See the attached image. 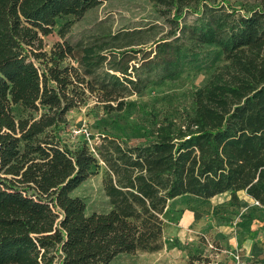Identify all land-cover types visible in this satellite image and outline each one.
<instances>
[{"label":"trees","instance_id":"trees-1","mask_svg":"<svg viewBox=\"0 0 264 264\" xmlns=\"http://www.w3.org/2000/svg\"><path fill=\"white\" fill-rule=\"evenodd\" d=\"M106 1L0 0V264H110L158 251L162 216L184 196L245 192L264 208V0L248 14L233 0H148L167 24L151 40H65ZM54 30L62 40L47 50ZM206 46L220 64L189 106L156 111L129 99L177 80ZM91 99L108 116L137 113L149 137L69 147L67 115ZM14 105L30 114L17 118ZM101 161L111 209L88 214L73 193ZM189 264L213 263L193 254Z\"/></svg>","mask_w":264,"mask_h":264},{"label":"rangeland","instance_id":"rangeland-1","mask_svg":"<svg viewBox=\"0 0 264 264\" xmlns=\"http://www.w3.org/2000/svg\"><path fill=\"white\" fill-rule=\"evenodd\" d=\"M232 4L242 14H248V10L258 6L253 0H233ZM193 18L189 15L187 21L192 22ZM166 25L156 6L148 0H109L76 21L65 40L72 44L81 40L84 43L109 42L110 38L102 36L130 32L129 37L121 38V43L138 42L140 39L148 41L166 29ZM140 29L145 33L135 34ZM44 39L47 50L62 40L56 30ZM215 51L213 47H203L198 51L197 63L187 66L177 80L151 85L129 99L149 105L156 111H169L172 105L178 104L189 106L191 92L202 87L220 64ZM13 111L17 118L30 114L20 105H14ZM67 116L69 124L62 129L61 135L71 148L84 142L98 147L101 135L134 141L149 137V128L137 113L124 111L108 116L94 99L70 111ZM83 125L88 128L90 136L83 132L75 133ZM106 173L105 165L100 163L94 175L73 193L86 202L88 214L111 209L103 190ZM238 197L239 201H231V194L224 193L208 200L184 196L169 202L162 216L163 247L158 251L121 254L110 264H189V257L193 254H202L213 264H264V208L257 207L245 192H239Z\"/></svg>","mask_w":264,"mask_h":264},{"label":"built area","instance_id":"built-area-1","mask_svg":"<svg viewBox=\"0 0 264 264\" xmlns=\"http://www.w3.org/2000/svg\"><path fill=\"white\" fill-rule=\"evenodd\" d=\"M74 132H75V131H74ZM79 132H83V133H85V135H86L87 137L90 136V132H89L88 128L85 127L84 125L81 127V129H80L79 131H77V132H75V133H79ZM89 147H90V149H91L93 152L95 151L93 145H90ZM101 163H103V162L101 161ZM254 203L256 204L257 202H254Z\"/></svg>","mask_w":264,"mask_h":264},{"label":"crops","instance_id":"crops-1","mask_svg":"<svg viewBox=\"0 0 264 264\" xmlns=\"http://www.w3.org/2000/svg\"><path fill=\"white\" fill-rule=\"evenodd\" d=\"M178 199V198H177ZM174 200H176V199H174Z\"/></svg>","mask_w":264,"mask_h":264},{"label":"water","instance_id":"water-1","mask_svg":"<svg viewBox=\"0 0 264 264\" xmlns=\"http://www.w3.org/2000/svg\"><path fill=\"white\" fill-rule=\"evenodd\" d=\"M256 204H258V203H256Z\"/></svg>","mask_w":264,"mask_h":264}]
</instances>
